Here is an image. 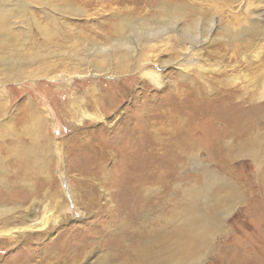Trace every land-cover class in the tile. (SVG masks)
<instances>
[{
  "label": "rangeland",
  "instance_id": "obj_1",
  "mask_svg": "<svg viewBox=\"0 0 264 264\" xmlns=\"http://www.w3.org/2000/svg\"><path fill=\"white\" fill-rule=\"evenodd\" d=\"M179 11L183 13L181 26H192L200 19L204 30L213 17L220 20L211 39L202 43L201 56L187 59L192 60L191 76L207 93L203 95L205 101L191 104L199 106L195 107L196 124L192 125L195 128L191 136L197 150L193 156L183 157L179 168H165L164 197H160L156 186L150 196L141 198L133 192L134 168L139 165L113 167L117 160V164H122L119 158L122 153L131 152L130 148L123 152L122 148L110 146L116 155L109 154L112 159L107 161L102 157L111 172L107 173L106 182L83 174L89 155L82 153L77 142L91 132L96 133L98 140L107 137L115 142L121 117L135 113L144 95L157 90L147 80L144 87L140 76L143 71L129 73L139 64L142 50L139 48L129 57L125 70L109 62L100 66L106 71L102 76L83 74L74 78V74L94 70L90 61L96 57L95 48L124 40L140 25L149 28L162 24L172 12L178 15ZM251 22L263 34L247 41L252 44L254 40L255 46L221 39L227 36L225 27H249ZM76 57L84 60L78 62ZM162 57L167 59L170 53L164 52ZM197 63L203 65L202 70L196 67ZM152 69L162 74L165 83L178 81L179 72L173 67ZM123 71L128 72L122 74ZM113 74L122 75L117 78ZM167 86L161 90H172ZM228 90L229 99L212 104L207 99ZM100 94L119 97L114 112L87 103L100 101ZM241 101L246 104L242 112L249 124L248 132L242 138L223 137L219 117L237 119L242 112L236 104ZM30 104L38 116L30 117ZM178 112L156 127L163 144L172 136L169 130L173 129V120L182 116L190 119L193 115ZM36 118L44 131L42 139L48 136L50 141L49 145L39 141L40 160L31 166L37 171L41 186L38 196L26 206L41 218L48 216V236L26 239L29 236L16 235L13 244L0 238V264H151L131 253L136 245L141 251L152 249L171 259L169 253L177 238L187 246L188 237L176 231L189 217L187 211L195 200L193 193L200 192L201 200L221 199L226 195L223 182L232 185L240 200H223L219 215L224 223L208 248L198 252L187 248L180 258L184 264H264L262 0H0V148L11 147L15 130L19 131V143H30L28 135ZM246 141L248 145L241 148L240 144ZM12 165L10 161L0 166L2 174H8L11 168L13 171L16 165ZM209 187L210 194L206 191ZM78 235L88 240V255L76 260L73 249L66 257L58 252L67 237L76 241ZM159 254L157 257L164 258Z\"/></svg>",
  "mask_w": 264,
  "mask_h": 264
},
{
  "label": "bare ground",
  "instance_id": "obj_2",
  "mask_svg": "<svg viewBox=\"0 0 264 264\" xmlns=\"http://www.w3.org/2000/svg\"><path fill=\"white\" fill-rule=\"evenodd\" d=\"M262 4L264 5V0H262ZM182 14L183 13L180 11L178 12V15H175L174 12H172L171 18L168 21L161 22L162 24H156L149 28L140 25L139 27H135L129 37L124 38V40L114 42L110 45H101L100 47L95 48L94 51L96 53H94V55H96V57L93 61H90V63L94 64V70L87 73L74 74V78H80L83 74L86 76H102L106 71L103 66H100L109 62H113L115 66L125 70L129 67V57L137 53L140 48V50H142V55L139 58V64L129 73H139L138 71H143L140 76L142 78L141 80H144V87L148 85L146 82L147 80L157 89L152 93L153 96L152 94L144 95L145 97H143L144 99L142 103H139L141 106L137 107L135 113L124 116L122 115L123 117H121L116 128V136L114 138H117V140L115 142H112V139L107 137L98 140L96 133L94 132H91L90 134L88 133L85 140L77 142L83 148L82 153L89 155L88 162H86L88 166H85L86 169H84L83 174L94 180L99 177L107 182L109 176L107 173L111 174V172L107 170L103 164L104 162L101 160L102 157L107 161L108 159H112L110 155L112 157L116 155L110 146L116 149L122 148L123 152H126V149L130 148L131 152L122 153L123 155L121 154L119 159H121L120 162H122V164H117V162H119L117 160V162L113 164V167L121 166L122 168V166H125L126 164L139 165V167L134 168L136 183L134 184L135 186H133V192L140 197L142 195L150 196L153 188L157 186V189H159L158 192L161 194L160 197L162 198L166 195L167 191V180L164 177L165 168L168 166L179 168L183 157L194 155L195 150H197V143L193 141L191 136L194 134L193 131L195 127L192 125L196 124V117L194 114L197 113L195 107L198 105L194 107L191 104H194L197 101L200 102V100L205 101L203 95L207 93L200 88L197 84L198 81L191 76L190 69L192 68V60L187 59L193 56L197 58L201 56L200 52H202V43L205 44L207 40L211 39L209 36H211L216 30L220 20L218 16L213 17L207 27L204 28V30H201L203 27H201L200 19L198 22L193 23L192 26L179 25V22L182 21ZM262 14L263 13H261L260 16H262ZM225 30L227 36L221 37V39H226L232 43H246V46H255L254 40V43L251 42L252 44L247 43V41L254 36L263 35L258 31V26L255 22H251L249 27L243 25L241 28L239 27L236 29L227 26L225 27ZM258 41L259 40H257V42ZM164 52L170 53V57L164 59L162 57ZM76 59L78 62L84 60L80 57H76ZM196 65L200 70L203 69V65L200 63H197ZM155 66H160L163 69L170 67L175 68L179 72L178 81L172 82L169 80L165 83L161 80L162 74L152 69ZM124 72L128 71H123L122 74H125ZM122 74H113L111 76L120 78ZM167 85H170L172 90H161V88L168 87ZM93 93L94 91L92 89L90 91L91 99L94 97ZM228 93L229 90L226 92L221 91L218 96L214 95V98L207 99L211 104L214 101L218 103L229 99V96L227 95ZM99 96L100 101L91 102V100H89L87 103H89L90 106L93 103L94 105L92 107L96 106L97 108H102L103 111L109 113L114 112L117 109V104L119 103L118 96V98L115 95L105 96L100 94ZM157 101H159L158 104ZM245 105L246 104L242 101L241 103L236 104L241 112L242 108H245ZM147 110H152V112H147ZM180 110L192 113L194 116L192 115L190 119L182 118V116L173 120V122H171L172 127L170 126L173 129L169 130L172 136L168 138L167 143L163 144V139L161 140V137H159V130L156 127L160 124V121L171 117L174 113H177ZM36 114L37 111L34 106L30 104V117L38 116ZM244 114L245 113L242 112L237 119L232 121H228L229 119L223 120L219 117L223 124L221 135L223 137L234 135H237L240 138L244 137L249 128V124H247V119ZM33 121L32 131L28 135L30 137V143H19L17 141V139H20L19 131L17 132L15 130L11 139V147L8 145L10 148H7L8 146L0 148V166H3L6 162L10 163V161H12L13 167L16 165L13 171L11 170L12 168L8 171V174H5V172L2 174L0 168V238L7 239L8 244L15 243L12 241L16 238V235L29 236L26 239L33 236L43 239L44 236H48V216L41 218L39 214L31 211L30 208L26 206L31 198L38 196V189L41 186L37 171L31 166L32 163L40 160L41 144L39 141L43 140L46 145H49L50 141L48 136L42 139L44 131L42 130L41 121L37 118ZM20 122L24 123L22 121ZM190 124L192 127L189 128ZM27 126L28 125L25 124V127ZM246 145H248V141L241 143L240 147L245 148ZM4 153L6 154V157L4 156ZM114 159L115 158H113V160ZM222 186L223 189H226V195H222V198L218 200L210 198L201 200L200 192L197 191L193 193L192 198L195 200L190 203L191 206L187 211L189 217L176 231L180 236L181 234H184L188 237L186 243L187 246H184L180 237V239L177 238L175 248L172 253H169L171 254L169 256L171 259L168 257L165 258L164 255H161L152 249H143L141 251V247L138 245L131 249V253L137 256L139 260L151 262V264H184L180 257L183 256V253L187 248L197 252L198 250L200 251L208 248L212 242L210 241L211 238L222 228L224 223L223 218L219 215V208L223 200H240L239 195L237 194L236 196L230 183L223 182ZM210 188L211 187L206 190L209 194L211 192ZM232 197L235 199H232ZM34 202L35 200L33 201V205ZM88 247V240H86L85 237L78 235L76 241L73 240L72 237H67V241L61 245L58 252L60 251L61 254L66 257L73 249L76 254L75 258L78 260L80 256H86L89 254ZM148 247L151 248V246ZM136 248H138V250ZM149 250L152 252H147ZM158 254L164 258L157 257ZM61 260H63L62 257ZM40 263L41 262H35V264Z\"/></svg>",
  "mask_w": 264,
  "mask_h": 264
}]
</instances>
